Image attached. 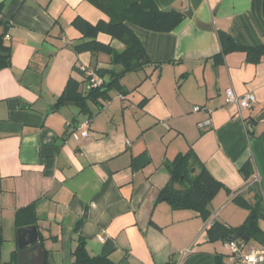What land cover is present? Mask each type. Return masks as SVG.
<instances>
[{
	"label": "crops",
	"instance_id": "0c3cea01",
	"mask_svg": "<svg viewBox=\"0 0 264 264\" xmlns=\"http://www.w3.org/2000/svg\"><path fill=\"white\" fill-rule=\"evenodd\" d=\"M155 2L180 11L182 21L169 32L132 25L152 63L123 75V91L88 99L83 110L73 102L56 107L69 78L86 96L92 86L82 67L102 77L122 67L108 53L76 52L83 35L73 21L97 23L107 14L88 0L0 3V264H18L16 214L30 204L46 264H74L79 238L91 256L118 264H234L225 241H211L207 229L215 221L233 227L246 221L251 210L237 196L252 206L262 197L264 205V120L257 121L264 112V54L223 52L219 34L263 46L264 0ZM98 39L124 48L106 33ZM228 87L239 96L252 93L255 103L238 115ZM208 118L210 125L200 127ZM85 120L86 137L78 130ZM190 149L223 185L207 220L159 198L168 163ZM247 161L249 177L241 171ZM244 242V252L264 250L259 240Z\"/></svg>",
	"mask_w": 264,
	"mask_h": 264
},
{
	"label": "trees",
	"instance_id": "16d2710c",
	"mask_svg": "<svg viewBox=\"0 0 264 264\" xmlns=\"http://www.w3.org/2000/svg\"><path fill=\"white\" fill-rule=\"evenodd\" d=\"M88 1L107 14L109 19H101L97 23H91L82 17H76L73 25L82 33L83 37L74 43L73 49L78 53L86 51L108 53L111 56V62L120 65L122 68L120 71H115L114 69L104 71L105 75L109 74V79H104V84L100 87H92L86 96L79 90V81L72 77L69 78L56 107L73 102L83 110L88 103V99L98 102L100 98L109 99L111 90L123 91L124 89L120 82L123 75L152 63L145 46L132 25L158 32H169L184 17L180 11L174 9L161 10L155 0ZM100 33H106L112 38L121 41L124 44V48L118 50L110 44L100 41L98 39ZM2 38L3 34H0V41ZM219 38L223 52L241 49L256 52L257 57L264 54V45L259 47L241 46L225 33H220ZM4 64H10L9 57ZM98 73L100 74L101 71ZM87 78L89 79L88 76ZM167 167L170 179L161 190L160 200L167 196V201L174 209H193L207 220L211 216L210 203L222 188V183L209 172L192 149L186 153H180L172 162L168 163ZM241 171L246 177H249L253 172L251 162L247 161L242 166ZM236 202L251 210L246 221L238 227L215 221L207 229L209 239L211 241L223 240L226 242L231 235L241 232L242 235L248 236V241L254 238L264 243V233L258 224V219L261 217L262 210H264L263 198L260 197L254 206L249 205L241 196L236 197ZM37 220L33 204L21 208L16 214V225L18 228L37 224ZM40 240L43 241L41 234ZM3 241L4 238L0 231V257ZM85 245V240L79 238L78 245L73 252L75 257L74 264H118L109 256H91L87 252ZM45 253L47 254L46 250ZM14 259H18V252L14 254Z\"/></svg>",
	"mask_w": 264,
	"mask_h": 264
},
{
	"label": "built area",
	"instance_id": "2783aa9c",
	"mask_svg": "<svg viewBox=\"0 0 264 264\" xmlns=\"http://www.w3.org/2000/svg\"><path fill=\"white\" fill-rule=\"evenodd\" d=\"M3 23L2 14L0 12V25ZM82 70L89 77V81L93 88L100 87L104 84L103 77L95 70L82 67ZM227 102L238 105V115L242 114V109L250 107L256 101L255 96L252 93H247L243 96H239L233 87L226 89ZM201 106L197 105L195 110H200ZM210 125V119H206L199 123L200 127ZM90 121L85 120L79 125V132L82 136L86 137L89 133ZM255 181L260 182L259 175H255ZM102 239V238H101ZM226 248L228 249V258L231 263L238 264H264V250L251 249L244 252L246 244L243 240H228L225 242ZM192 251V247L185 249V254Z\"/></svg>",
	"mask_w": 264,
	"mask_h": 264
},
{
	"label": "water",
	"instance_id": "95a60500",
	"mask_svg": "<svg viewBox=\"0 0 264 264\" xmlns=\"http://www.w3.org/2000/svg\"><path fill=\"white\" fill-rule=\"evenodd\" d=\"M3 0H0V3ZM185 15L193 16L190 12H185ZM264 120V112L257 118V121ZM254 122L251 123L253 126ZM250 128V126H249ZM167 198V197H165ZM18 246L20 251L18 253V264H45L46 253L43 243L40 240V233L36 224L19 227ZM248 236L242 235L241 232L234 233L228 240H243L248 241ZM124 264V263H121Z\"/></svg>",
	"mask_w": 264,
	"mask_h": 264
},
{
	"label": "rangeland",
	"instance_id": "374dc122",
	"mask_svg": "<svg viewBox=\"0 0 264 264\" xmlns=\"http://www.w3.org/2000/svg\"><path fill=\"white\" fill-rule=\"evenodd\" d=\"M250 243L252 244V241H250Z\"/></svg>",
	"mask_w": 264,
	"mask_h": 264
}]
</instances>
